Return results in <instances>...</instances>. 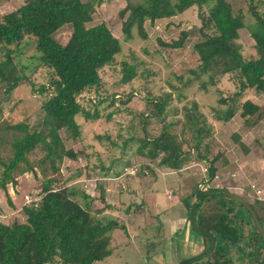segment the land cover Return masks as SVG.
<instances>
[{"label":"trees","instance_id":"16d2710c","mask_svg":"<svg viewBox=\"0 0 264 264\" xmlns=\"http://www.w3.org/2000/svg\"><path fill=\"white\" fill-rule=\"evenodd\" d=\"M104 1L25 0L16 10L0 14V84L7 85L5 92L11 93L26 81L25 76L19 74L24 67L18 70L14 58L27 41L33 43L39 65L49 73L48 86L36 90L39 94H48L41 106V129L30 131L27 124L11 125L0 121V132L10 133L11 148L8 157L0 156V191L5 192L9 185L16 184L17 177L25 174L43 179L36 202L25 205L23 197L21 212L24 222L15 221L10 225L0 222V264H96L113 255L114 232L126 231L125 225L103 214L106 210L114 211V206L105 204L94 210V197L70 185L58 186L56 178L64 159H78L77 154L65 146L60 131L69 139L79 138L80 127L76 119L98 121L97 107L109 99L102 93L105 85L101 74L105 69L115 67L121 44L104 23L88 26L95 7ZM134 2L128 3L120 13L125 42L133 40V31L146 40V22L155 25L158 20L175 17L196 7L201 21V40L194 45L198 66L190 73L196 79L206 77V82H202L204 88L205 83L213 85L228 75L238 87L232 98L219 100V104L226 108L217 112V119L228 121L238 112L249 123L251 119L257 121L264 115L260 104L244 98L247 91L264 95V15L252 9L254 21L246 27L228 0ZM65 26L70 27V36L65 44H61L55 34ZM244 28L254 42L253 55L249 58L244 57L239 43V32ZM188 36L189 33L184 32L170 44L158 43L176 50L184 46ZM120 67L119 85H130L138 78L137 66L124 61ZM91 92L96 99L91 100L89 96L87 104H83L81 98ZM131 97L129 95L121 104H127ZM120 98L112 95L110 107L117 105ZM170 101L171 94L146 99L150 110L146 120L143 119V128L147 126V119L152 118L161 123V129L156 137L146 134L141 138L136 154L148 160L145 165L157 161L158 168L170 173L180 172L194 159L206 165L207 183H210L215 177L216 158L209 160V146L205 140L211 136L212 128L199 113L195 102L189 109H184L182 120L166 123V107ZM84 105L95 106V112L91 114ZM177 124L182 126L181 139L171 133V128ZM184 145L187 148L191 145L190 150L183 149ZM36 152L41 156L31 162L29 158ZM80 174V171L76 173L75 178ZM103 189L99 186L98 199L102 204L105 203ZM184 205L189 214L195 206V224L211 234L215 245L211 251L212 239L204 235L208 240V247L204 250L206 260L199 261L200 256H196L179 264H264V243L250 215L225 190L209 186L204 191L197 184ZM250 206L264 228L263 203L256 201ZM244 225L251 227L246 235Z\"/></svg>","mask_w":264,"mask_h":264},{"label":"rangeland","instance_id":"374dc122","mask_svg":"<svg viewBox=\"0 0 264 264\" xmlns=\"http://www.w3.org/2000/svg\"><path fill=\"white\" fill-rule=\"evenodd\" d=\"M134 1L105 0L100 6L95 7L92 22L88 24L90 27L104 23L112 35L119 40L121 53L117 56L115 67L105 69L101 74L105 85L102 93L109 99L107 103L97 107L100 119L88 122L78 117L76 122L80 127V137L75 140L67 138L63 131L59 133L65 146L73 150L78 159L76 161L64 159L59 175L56 176L58 186L70 185L94 197L96 200L93 205L94 210L103 208L105 204L116 208L118 203L122 206L119 210L121 213L109 210L103 213L125 225L126 231L114 232L112 246L115 250L111 259H105L96 264H152V261L154 264L155 261L148 260L147 257L157 254L164 257V264H171L172 253L182 255L176 263L179 264L190 259L189 253L196 247L195 243L200 241L203 249L198 252L199 261H205L204 250L208 247V240L190 226L188 209L184 216L188 219L185 229L188 228L187 231L191 234L188 243L185 242L186 232L182 234L183 236L180 234L178 238H172L168 228H165L164 225L167 223L171 225V228L178 222L173 220V217L180 215L176 211L181 209L180 205L177 210H174L175 207H165L164 204L167 203L164 202L166 198L163 188H167L168 199L175 197V201H180V191L182 196L185 194L190 196L197 184L201 185L204 180H208V172H203V169L206 170L207 167L194 159H191L178 173L163 171L158 168L157 161L149 163V166L145 165L148 160L136 154L139 140L146 134L156 137L161 129V123L152 118L147 119V126L143 128V119L150 110V106H146V99L171 94L170 104L166 107L164 119L166 123L182 120L184 109H189L192 102L197 104L199 113L205 117L207 124L212 128L211 136L205 142L209 146V160L216 158L214 165L216 171L214 179L207 183L208 186L242 197L250 204L259 201L264 205V115H261L257 121L251 119L249 123H246L238 112L228 121L217 119V112L226 108L225 105L219 104V100L232 98L237 93L238 87L228 75L219 78L213 85L205 83L204 88L202 82H206V77L196 79L190 73L198 66L194 45L201 40L199 33L201 21L196 7L175 17L158 20L155 25L146 22V40L141 39L136 31H133V40L125 42L121 31L120 13L128 3H135ZM228 2L234 12L243 18L246 27L254 21L252 9L264 15V0H251V6L249 0H228ZM24 3L25 0H0V14H8ZM70 31V27L65 26L55 34V39L65 44ZM184 32L189 33V36L180 49H168L158 43L161 41L170 44ZM239 35L244 57H252L254 42L247 28L240 30ZM18 52L14 61L18 70L24 67L23 72L19 74L25 76L26 81L21 82L9 94L5 92L7 85L0 84L2 108L0 121L11 125L27 124L30 131H37L41 129L43 119L41 106L47 100L48 94H39L36 90L40 86H48L49 73L47 69L39 65L33 43L27 41L20 46ZM124 61L137 66L140 77L138 76L130 85L121 86L119 85L120 64ZM112 95H119L121 98L117 100V105L110 107ZM129 95L132 96L130 101L122 105L121 101H126ZM89 96L91 100L96 99L95 94L91 92L81 98V102L87 104ZM244 96L260 104L264 112V95L247 91ZM84 106L91 114L95 112V106ZM110 114L112 116L107 119ZM181 129L182 126L177 124L171 128V133L181 139L183 138ZM9 134L0 132V156L2 157H8L11 153ZM190 148L191 145L188 148L186 145L183 147L186 151ZM40 156L41 154L36 152L29 159L31 162H36ZM82 170H85V173H82ZM79 171L80 176L75 178ZM167 173L169 175L165 177H168L169 182L159 181ZM100 175L105 179L97 180ZM119 176L126 179L125 189H121L122 192L119 195L117 190L110 193L108 197L105 195V203H100L99 186H103L105 192L107 183L111 186L115 184L114 181L108 182L107 178ZM17 178V181L19 180L18 195L19 198L22 197V204L23 196L39 198L42 178L32 174ZM173 178L177 181L170 183ZM133 179L136 180L133 181ZM0 198L4 206L0 207V222L7 225L15 221L24 222V216L20 210H13L7 206L8 203L2 191H0ZM260 214L263 215L262 212ZM250 228L244 225L245 235ZM174 230H176L175 227ZM250 250L249 247L248 251Z\"/></svg>","mask_w":264,"mask_h":264},{"label":"crops","instance_id":"0c3cea01","mask_svg":"<svg viewBox=\"0 0 264 264\" xmlns=\"http://www.w3.org/2000/svg\"><path fill=\"white\" fill-rule=\"evenodd\" d=\"M82 173H85V170H82ZM167 175H169V174L168 173L167 174H164L159 181L169 182L168 177H165ZM170 175H172V174H170ZM100 179H105V178H104V176L100 175V176H98L97 180H100ZM107 179H109L108 182L109 181H114L115 182V184H112V186H111V184L107 183L108 186L106 187V191H105V195L107 197L110 195V193H114L115 190H117V195H119L122 192L121 189H125L124 184H125V180L126 179H124V177L122 178V176H119L117 178H112V179L107 178ZM135 180L136 179H133V181H135ZM171 181L172 182H170V183H175L174 181H177V180H174V178H173ZM17 182L18 183H16L15 185L8 186L6 188V191L3 192V193H4V197L6 198V201L8 203L7 206L10 209H13V210L15 209V210H20L21 211V208H19V207L22 206L23 204H22V197L19 198V195H18L19 194V180ZM163 189H164L163 190L164 196L166 198V201H164V202L167 203V204H164L165 207L166 208H170V207L173 208V207H175L174 210L175 209L177 210L178 205H180V209H181V210H177L176 211V213L177 214L180 213L181 216L180 215H177V216H174L173 217L174 218L173 220H176L178 222L174 226H172L171 228H170L171 225H168V223L166 225H164V226H165V228H168V231H170V235L172 236V238H178L180 234L182 235V234H184L186 232L187 233L186 234L187 237H186L185 242L188 243L190 241L191 234H190L189 231H187L188 228L185 229V227L187 225V222H188V219L186 217H184L185 216V213H186L185 211L187 209V208H185L184 202L188 198L189 195L188 194H185L184 196H182V192L180 191V198L181 199H180V201H175L176 200V199H174L175 197L174 198H171L170 197V199H168L167 198V195H166L168 193L167 188L166 189L163 188ZM106 196H105V201H106ZM120 204H121V202H120ZM116 206L118 208L115 207L114 212L121 213V211H119V210H121L120 207H122V206L119 205V203L116 204ZM0 207H4V206H2V199L1 198H0ZM184 218H186L187 220L185 219V221H183ZM119 220H120V217H119ZM174 227L176 228V230L173 231V228ZM195 245H196V247L194 249H192V251L189 253L188 258H193L195 256H198V252L199 251H202L203 245L201 244V241L198 242V243H195ZM181 258H182V255L181 254L172 253L170 255L171 264L178 263ZM110 259H111V257H110ZM147 259L148 260L150 259L151 261L154 260L155 261L154 264H164L163 263L164 257L162 255L161 256H158V254L157 255H153L150 258L147 257ZM152 264H153V261H152Z\"/></svg>","mask_w":264,"mask_h":264},{"label":"water","instance_id":"95a60500","mask_svg":"<svg viewBox=\"0 0 264 264\" xmlns=\"http://www.w3.org/2000/svg\"><path fill=\"white\" fill-rule=\"evenodd\" d=\"M227 195L232 199V200H235L236 202H238L239 204H241L244 209L248 212V214L250 215L254 225H255V228L258 232V234L260 235V237L262 238L263 240V243H264V228L263 226L261 225L260 221L258 220L255 212L253 211V209L251 208L250 204L242 197H239L237 195H234V194H229L227 193ZM194 209H195V206H193L191 208V211H190V214H189V222H190V225L192 227L193 230H195L196 232L202 234V235H208L211 237V234L203 231L202 229H200L196 224H195V221H194ZM212 239V248H211V251L213 250L214 248V245H215V240L213 237H211Z\"/></svg>","mask_w":264,"mask_h":264},{"label":"built area","instance_id":"2783aa9c","mask_svg":"<svg viewBox=\"0 0 264 264\" xmlns=\"http://www.w3.org/2000/svg\"><path fill=\"white\" fill-rule=\"evenodd\" d=\"M156 29H158V27H156ZM204 171H207V169L206 170H204L203 169V172ZM130 173V172H129ZM209 186H208V184H207V180H204L203 181V184H201V185H199V188L201 189V190H206L207 188H208ZM32 198H30V196H24V204L25 205H29V204H31V203H33V202H36L37 200H38V198L37 199H32Z\"/></svg>","mask_w":264,"mask_h":264}]
</instances>
